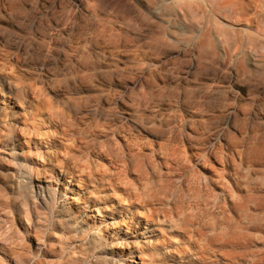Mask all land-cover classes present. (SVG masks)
I'll return each mask as SVG.
<instances>
[{
  "label": "clouds",
  "instance_id": "9594fccd",
  "mask_svg": "<svg viewBox=\"0 0 264 264\" xmlns=\"http://www.w3.org/2000/svg\"><path fill=\"white\" fill-rule=\"evenodd\" d=\"M101 39L112 45H133L149 57L143 60L138 56L141 68L157 71L167 66L159 74L170 77V82L145 86L135 74H128L135 63L126 68L115 64L101 68L106 55L93 51ZM0 50L15 57L19 64L13 67L28 73L32 84L46 94L48 88H60L64 97L49 95V100L73 120L82 118L83 107L87 109L83 117L90 123L99 122L102 116L103 127L112 137L121 129L139 135V130L129 127L117 112L118 100L135 110L133 125L177 142L197 140L200 151L189 158L178 179L168 181L167 199L176 202L181 181L189 174L198 176L201 184L210 183L198 165L211 154L223 160L220 178L227 189H233L229 177H234L240 182L238 186L248 188L250 196L264 197V193L255 192L264 189V0H0ZM100 79L134 82L124 85L122 91L101 90L81 103L75 90L82 83L95 88ZM18 87H23L22 83ZM101 96L110 97L108 108L100 107ZM162 105H168L163 110L166 115H161ZM29 115L35 117V113ZM91 143L112 147L108 136ZM20 155L15 149L0 148V166L12 169L0 167V181L4 182L0 184V216L11 226L6 247L0 248V264H44L42 250L50 243L57 246L48 240L57 236L56 220H66L75 213L73 199L77 204L83 201L69 187L71 181L61 190L60 177L51 170L42 169L41 183L37 184L32 179L34 167L21 161ZM133 186L142 201L161 194L160 183L150 177L145 178L143 187ZM9 188L13 190L9 192ZM93 193L98 195L96 189ZM234 195L242 198L239 193ZM121 196L126 203H133L131 188ZM213 199L217 210L228 207L223 193ZM12 205L23 210L24 221L34 229L39 245L36 250L25 243L32 233L15 228ZM84 207L90 206L85 203ZM36 209L40 211L34 212ZM95 211L102 215L100 209ZM157 223L168 225L169 218L157 219ZM182 224V218L171 221L172 227ZM112 235L99 229L86 233L96 245L93 251L101 255L114 246L109 239ZM74 238L58 237L67 260H57L56 264H89L81 256V248L69 244ZM146 242L147 236L137 241L141 245ZM135 256L129 251L121 264H137Z\"/></svg>",
  "mask_w": 264,
  "mask_h": 264
},
{
  "label": "rangeland",
  "instance_id": "374dc122",
  "mask_svg": "<svg viewBox=\"0 0 264 264\" xmlns=\"http://www.w3.org/2000/svg\"><path fill=\"white\" fill-rule=\"evenodd\" d=\"M74 2L79 3L80 0H74ZM93 51L96 54L103 52L106 55V63L100 65L101 68H108L112 64L118 68H126L135 63V67L129 68L128 74H135L145 86H164L171 80L170 77L165 79L159 74L166 70L167 66L157 71L141 68L137 62L138 56H142L143 60H149V57L138 53L133 45H112L101 39L94 46ZM113 55L116 57L115 60ZM150 62L160 63L155 60ZM18 64L19 61L15 57L0 50V88L4 93L0 95V148L15 149L21 153L19 159L28 161L34 167L36 175L32 179L37 184L41 183L40 171L51 170L60 177L61 190H63V184L71 181L69 187L75 196L83 202L94 204V206L89 205V209H85V203L77 204L73 199L72 203L76 211L66 220H56L54 227L57 236L49 237L48 240L55 242L57 246L50 243L42 250L44 264H56L57 260H67V255L62 253L59 246L60 235L76 237L70 240L69 244L78 245L81 248V256L87 259L89 264H121L129 251L136 253L137 264H235L228 259V256L212 253L209 249L202 247H255L260 252L253 257H246L244 261L236 260L237 264H264V197L250 196L248 188L238 186L240 182L234 177H229L233 189H227L220 178L223 160L219 155L211 154L207 161L198 165L200 172L210 178V183H203L204 188L197 190L188 186L187 176L181 181L180 195L173 204L172 200L167 199L170 194L168 181L178 179L188 167L189 159L187 158L200 151L197 147L199 142L179 138L177 142L139 128V135L135 132L129 134L121 129L120 134L112 137L103 126H96V122L90 123L89 118L83 117L87 109L82 107V118L76 120V124L86 138L82 139L83 144L74 142L75 147L68 149L72 156L78 157L81 166H78V171L69 170L66 166H69L67 163L70 161L66 159L67 156H64L63 149L73 140L63 133L61 127L52 125L53 127L49 128L48 118L51 112L49 107H55L49 100V96L34 94L25 96L26 91L39 86L32 84L28 73L21 72L19 67H13ZM133 82L129 79L123 83L120 80L109 83L107 80L100 79L95 88L82 83L78 89L82 92L79 94L81 97L79 101L83 103L86 98L98 95L101 90L105 93L122 91L124 85L131 86ZM21 83L23 87H18ZM50 91L54 93L56 99L64 97L60 88H48L47 92ZM102 97L110 99L108 96L100 98ZM109 106L107 103L103 107ZM115 106L127 125L132 127V121L135 118L132 113L135 110L127 103L118 100L115 101ZM38 108L42 111H38ZM161 108V115H166L163 110L167 109L168 105H162ZM20 112L27 113V119L17 120L12 133H7L10 128L9 123ZM29 113H35L36 116L33 117ZM136 125L141 127L139 124ZM73 136L79 138V136ZM106 136L109 137V144H112L109 155L102 153L104 144L89 145V141L93 139L102 141ZM134 138L144 142L139 147L141 148L139 156H134V153L139 151L136 145L132 144L130 148L125 146L126 141L134 142ZM100 152L102 155H99ZM85 161L89 165L91 163L93 175L90 178L80 171ZM0 167L12 171L7 165ZM161 174L164 177L163 182H161ZM146 177L160 183L161 194L156 199L142 201L135 195L133 185L139 184L143 187ZM43 182L47 183V180ZM2 183L4 182L0 181V184ZM130 188L133 203L129 204L122 199L121 194L128 192ZM93 189H96L98 195H94ZM7 190L11 192L13 189ZM255 192L264 193V189L257 188ZM220 193L227 197L228 207L217 210V202L213 198ZM234 193H239L242 198L237 199ZM160 200L165 201L162 202L163 205L160 204ZM11 207L15 209L12 214L15 228L21 232L27 229L32 233L27 236L25 243L30 249L36 250L39 247L37 238L34 229L29 228L24 221L23 210L18 205ZM96 208L102 211V215L97 214ZM129 209L132 211L129 212ZM166 217L169 218L168 225L157 223V219L163 220ZM177 218H182L183 224L180 227H172L171 221ZM74 221H83L84 227L77 230L76 226H73ZM165 227H169L170 231H163ZM94 229L114 234L109 237L114 246L105 250L107 255L93 251L96 245L86 237V233ZM210 233L213 236L217 233H225L226 236L224 241L218 237L210 239ZM10 236L11 226L6 222V218L0 216V248L6 247L5 238ZM145 236H147V242L143 245L138 244L137 241H144Z\"/></svg>",
  "mask_w": 264,
  "mask_h": 264
},
{
  "label": "bare ground",
  "instance_id": "6f19581e",
  "mask_svg": "<svg viewBox=\"0 0 264 264\" xmlns=\"http://www.w3.org/2000/svg\"><path fill=\"white\" fill-rule=\"evenodd\" d=\"M80 93H82V92L79 91L78 89L75 90V94L76 95L78 94L77 97H78L79 100L81 99V97H79ZM29 94H34V95H39V96H49V95H51L52 97L56 98L53 95L54 93H52L50 91V92H47V94H46L44 89H42L40 87L32 88L30 91H26L25 92V96H28ZM56 96H61V95H56ZM107 103H109V98H107V97L100 98L99 105H100V107L102 109L104 108L103 106L105 104H107ZM49 110L51 111L50 114H49V118H48V124H50L49 128H52L53 127L52 125H54V126L57 125L58 127L62 128V130L64 131L63 133H65L66 135L70 136L71 140H73V142L71 144H69L68 147L65 146V148L63 149L64 156H67L66 159L68 158L67 160L70 161V163H67L69 166H66V167L69 170H72L74 172L78 171V166H81V163H80V161H78V157L77 156H72L68 152V149H73L75 147L74 142H79V144H83V140H85L86 137L83 135V132L77 128L76 120H73V118L71 116L65 115L58 108H55L53 106H50ZM27 115L28 114L25 113V112L18 113L14 117V119H12V121L9 123V125H10L9 127L10 128L7 130V133L11 134L12 133L11 131L14 130L13 127H15L16 124H17L16 121L20 120L21 118L26 120L27 119L26 118ZM98 119H99V122H96L95 124H96V126H101L102 127L103 126V123H102V119L103 118H102V116L99 117ZM132 127H134L135 129L139 128L140 130L144 129L142 127H139L138 125H133ZM73 135L79 136V138H77V137H75ZM91 141H89V143H90L89 145L93 146V143H91ZM132 144L136 145L138 147V150H139L137 153H134V156H139L140 155L139 152H140V149H141L139 147L142 146V144H144V142H139L136 138H134V142H132V141H130V142L126 141L125 142V146L127 148H130ZM110 150H111V148H106L104 146L102 153H105V154L109 155V151ZM102 153L100 152L99 155L100 154L102 155ZM189 158H187V159H189ZM187 159H186V164H187ZM90 165H91V163H90ZM90 165L88 164V162L85 161V162H83V168L80 170L88 178L92 177V175H93L92 167ZM185 167H187V165H185ZM71 174H73V172ZM153 174H155V173H153ZM144 177H145V174H144ZM187 181H188V186H191L192 188L197 189V190L200 189V188L202 189L205 186L204 185L205 183L201 184L200 178L198 176H193L191 174L188 175ZM162 202H165V201L160 200V204L161 205H163ZM83 203H87L88 205L94 206L93 203H88L86 201H84ZM173 204H174V202H173ZM96 209H98V208H96ZM73 226H76L77 230H81V228L84 227V222L83 221L82 222L81 221H76V222L74 221ZM225 236H226L225 233H217L214 236L213 235L210 236L209 238L213 239V238L218 237L220 240L224 241V237ZM202 248L203 249H209L212 253H216V254H219V255H222V256H228V259H230L231 261H234L235 264H237L236 260L239 261V262L240 261H244L246 257H253L258 252H260L255 247H253V248H250V247H202Z\"/></svg>",
  "mask_w": 264,
  "mask_h": 264
}]
</instances>
